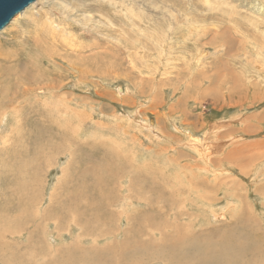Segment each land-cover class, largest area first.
<instances>
[{
	"label": "rangeland",
	"instance_id": "374dc122",
	"mask_svg": "<svg viewBox=\"0 0 264 264\" xmlns=\"http://www.w3.org/2000/svg\"><path fill=\"white\" fill-rule=\"evenodd\" d=\"M246 237L264 248V0H37L0 33V264L122 241V264H214Z\"/></svg>",
	"mask_w": 264,
	"mask_h": 264
},
{
	"label": "bare ground",
	"instance_id": "6f19581e",
	"mask_svg": "<svg viewBox=\"0 0 264 264\" xmlns=\"http://www.w3.org/2000/svg\"><path fill=\"white\" fill-rule=\"evenodd\" d=\"M17 17V16H16ZM15 17V18H16ZM14 18V19H15ZM13 19V20H14ZM11 24V23H10ZM6 29V28H5ZM22 78L20 77V76H18V75H14V76H11L10 75V77L8 78V84H9V91H11L12 93L11 94H13L14 96H16V95H18L19 93H18V89H19V87H20V85L22 84ZM120 90H122V89H120ZM123 91V90H122ZM10 93V92H9ZM75 97V96H74ZM72 101H73V99H72ZM245 118V117H244ZM218 140V139H217ZM214 143V142H213ZM228 145V144H227ZM201 147V146H200ZM197 148V147H196ZM198 150H199V148H197ZM203 154V153H202ZM205 155V154H204ZM203 155V156H204ZM206 158H208V157H206ZM20 171V170H19ZM24 171H25V169H24ZM27 171V170H26ZM22 172H23V170H22ZM21 173V172H20ZM21 174H23V173H21ZM16 175V174H15ZM17 176V175H16ZM12 183H13V181H12ZM141 192V191H140ZM13 194H14V198L17 200L16 202H14L13 203V207L10 209V211L11 212H13V213H15V212H18L20 209H22L23 208V204H22V197H16V192H13ZM11 201L9 200V203H10ZM60 207V206H59ZM85 208V207H84ZM57 209H58V207H57ZM88 209V208H87ZM25 209H23L22 211H24ZM67 210H65L63 213H65ZM67 215V214H66ZM66 215H65V217H66ZM72 215V214H71ZM71 223L72 224H77V221H76V219H73V215H72V217H71ZM42 221V220H41ZM81 222V221H80ZM10 223H14V226L15 227H10V234H11V236L12 237H14V239H16V234H18V233H20V232H22V231H24L25 230V227L20 223V220H19V217L18 216H16V218L14 217V218H11V221H10ZM75 226V225H74ZM82 227V226H81ZM85 227V226H84ZM77 228V227H76ZM12 230V231H11ZM141 231V230H140ZM254 231V230H253ZM130 233V232H129ZM129 233H127L126 234V237H125V240L127 239V237H129L128 236V234ZM138 234L140 233V232H137ZM158 234L157 233H155V232H153L152 234H148L147 235V237H149L150 238V243L147 245V244H142L141 242H138V243H140L138 246H136V247H138L137 249H135L134 250V255L136 254L137 256H138V260H140L141 258H140V256H139V251L140 250H144L145 248H148V247H152V246H154L155 244V242H156V237H158L157 236ZM259 235V234H258ZM256 236V235H255ZM132 238V237H131ZM130 238V239H131ZM133 238H134V235H133ZM248 238L249 237H246V244H245V246H242L241 248H238V251H236L235 253H234V256H233V258L231 259V260H229V261H224V260H221V259H218V258H216L215 260H213V262H214V264H246L245 262H246V260H247V258H249L248 260H250L251 262H250V264H256V258H257V255H260L262 252H263V250H264V248L262 247V246H260V245H256L257 244V242H254L253 244L249 241V244H251V245H248ZM130 239H129V241H130ZM136 239V238H135ZM160 240H165V241H167V245L166 246H164V248H163V250H166L167 252H168V254L166 255V257L171 261V262H174V263H177L178 261H180L182 258H184L183 256H181L180 254H179V249H180V244H179V240H177L176 238H168L167 236H161V238H159ZM250 239V238H249ZM257 240V239H256ZM136 241H137V239H136ZM124 241H122V248H121V254H122V252H123V254L122 255H119V258H118V261H114L113 260V264H122V263H127V261H126V254H130V250H129V248H131L132 246V244L129 246L127 243H128V241H125V242H127V243H125L126 245H124V243H123ZM134 242V241H133ZM137 244V243H136ZM5 246H6V244H5ZM135 246V245H134ZM134 246H133V248L132 249H134ZM31 247V246H30ZM118 247V246H117ZM119 248V247H118ZM4 249V248H3ZM3 249L1 250V251H3ZM115 249V248H114ZM83 251H85V250H83ZM62 252H64V250H62ZM62 252H61V255H62ZM74 252V251H73ZM107 252V251H106ZM71 253V252H70ZM82 253V252H81ZM109 253H111V251L109 252ZM115 254H117V252L115 253ZM120 254V253H119ZM60 255V256H61ZM98 256V255H97ZM114 256V255H113ZM62 258H61V260L63 259V256H61ZM100 257V256H99ZM118 257V256H117ZM136 257V256H135ZM131 258V257H130ZM99 259V258H98ZM100 259H101V257H100ZM117 258H115V260H116ZM129 259V258H128ZM107 260V259H106ZM120 260V261H119ZM125 261V262H124ZM131 261V260H130ZM135 261V260H134ZM56 262V261H55ZM71 262V261H70ZM104 262L105 261H102V264H104ZM141 261H136V264H139ZM199 262H200V264H202V262L199 260ZM107 263V262H106ZM129 263V262H128ZM51 264H52V262H51ZM109 264H112V261L111 262H109ZM206 264H208V263H206Z\"/></svg>",
	"mask_w": 264,
	"mask_h": 264
},
{
	"label": "water",
	"instance_id": "95a60500",
	"mask_svg": "<svg viewBox=\"0 0 264 264\" xmlns=\"http://www.w3.org/2000/svg\"><path fill=\"white\" fill-rule=\"evenodd\" d=\"M37 0H0V33Z\"/></svg>",
	"mask_w": 264,
	"mask_h": 264
}]
</instances>
